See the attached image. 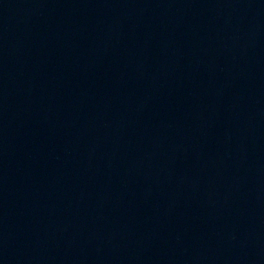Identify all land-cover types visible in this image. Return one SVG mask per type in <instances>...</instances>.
Wrapping results in <instances>:
<instances>
[{
  "label": "water",
  "instance_id": "obj_1",
  "mask_svg": "<svg viewBox=\"0 0 264 264\" xmlns=\"http://www.w3.org/2000/svg\"><path fill=\"white\" fill-rule=\"evenodd\" d=\"M0 264H264V0H0Z\"/></svg>",
  "mask_w": 264,
  "mask_h": 264
}]
</instances>
